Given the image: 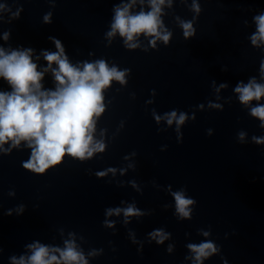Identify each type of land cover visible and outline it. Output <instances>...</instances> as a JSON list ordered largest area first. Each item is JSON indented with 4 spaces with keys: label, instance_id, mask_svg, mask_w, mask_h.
Segmentation results:
<instances>
[{
    "label": "water",
    "instance_id": "1",
    "mask_svg": "<svg viewBox=\"0 0 264 264\" xmlns=\"http://www.w3.org/2000/svg\"><path fill=\"white\" fill-rule=\"evenodd\" d=\"M158 6L167 43L109 35L118 10L147 14L151 0H0V50L30 51L41 91L58 87L44 59L55 40L74 67L102 60L125 73L102 89L93 118L102 151L36 173L24 167L27 141L0 146V264H29L36 247L53 264H80L61 259L68 245L85 264H264V121L251 112L264 96L241 103L236 91L264 85V41L252 43L264 0ZM0 92H12L3 77ZM177 192L194 201L188 217ZM208 242L215 251L198 261L190 246Z\"/></svg>",
    "mask_w": 264,
    "mask_h": 264
},
{
    "label": "clouds",
    "instance_id": "2",
    "mask_svg": "<svg viewBox=\"0 0 264 264\" xmlns=\"http://www.w3.org/2000/svg\"><path fill=\"white\" fill-rule=\"evenodd\" d=\"M163 2L164 0H151L152 11L147 14L141 12L130 16L127 7L123 11L118 10L112 24L113 31L109 35L119 31L121 36H126L127 41H131L134 35L144 32L167 43L169 34L161 35L157 30L160 25L158 5ZM193 9L199 11L195 3ZM256 22L258 36L252 37L253 44L257 39L264 41V15L256 17ZM183 27L184 35L190 36L191 24L185 23ZM54 43L57 52L44 53L49 68L53 63L57 65L52 74L58 87L50 92L40 90L43 72H38L37 66L31 62L30 51H12L6 55L0 50V77L12 87L11 93L0 92V146L9 140L13 147L18 146L21 140L27 141L32 148V155L24 167L36 173H43L50 166L59 164L65 154L84 159L94 151L103 150V145L92 146L93 118L104 111L102 89L108 87L113 79L124 83L125 76L124 72H118L115 67L109 68L102 60L95 64L85 63L83 70L74 67L65 57L60 41L55 40ZM236 91L240 93V102L247 103L264 96V85L249 83L244 87L238 86ZM251 112L264 121V106L254 107ZM175 117L176 113L173 111L168 123L171 124ZM184 120L185 116L181 114L176 122L179 125ZM174 196L177 212L188 217V205L194 201L186 199L181 192L174 193ZM136 214L138 213L131 207L125 211L126 216ZM190 247L196 253L198 261L215 251L211 242ZM61 259L85 264L83 257L71 245L61 253ZM54 261H57V257L49 256L48 249L36 247L29 264H53ZM19 264H24L23 258Z\"/></svg>",
    "mask_w": 264,
    "mask_h": 264
}]
</instances>
